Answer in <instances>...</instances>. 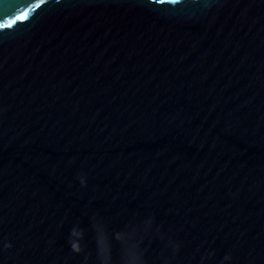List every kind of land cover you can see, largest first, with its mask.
I'll use <instances>...</instances> for the list:
<instances>
[{"label": "water", "instance_id": "1", "mask_svg": "<svg viewBox=\"0 0 264 264\" xmlns=\"http://www.w3.org/2000/svg\"><path fill=\"white\" fill-rule=\"evenodd\" d=\"M91 223L264 264V0H0V264H114Z\"/></svg>", "mask_w": 264, "mask_h": 264}, {"label": "clouds", "instance_id": "2", "mask_svg": "<svg viewBox=\"0 0 264 264\" xmlns=\"http://www.w3.org/2000/svg\"><path fill=\"white\" fill-rule=\"evenodd\" d=\"M91 228L94 234V240L96 244V253L97 256H102L103 250L105 246L107 245V236H98L96 232V227L94 224L91 223ZM84 230L81 229L80 231L72 230L71 235L72 236H84ZM119 235L117 236V240L119 241ZM6 247H11V245H6ZM70 248L75 253H80L83 251L81 245L78 242L70 241ZM107 250L109 253V256L113 259L114 264L118 261L119 264H143L144 260V253L140 248V242H134L131 246H125L122 242L119 246V254L117 256L112 255V246L107 245ZM230 258V257H226Z\"/></svg>", "mask_w": 264, "mask_h": 264}]
</instances>
